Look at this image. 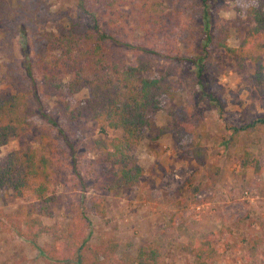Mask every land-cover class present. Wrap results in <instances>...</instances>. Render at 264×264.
<instances>
[{"label":"rangeland","instance_id":"rangeland-1","mask_svg":"<svg viewBox=\"0 0 264 264\" xmlns=\"http://www.w3.org/2000/svg\"><path fill=\"white\" fill-rule=\"evenodd\" d=\"M158 1L163 21L161 32L154 34L140 0H0V95L15 93L17 83L9 70L26 77V57L33 66L40 54L46 61L60 55L55 44L58 27L70 19L89 25L80 2L110 38L106 45L113 58L128 61L139 54L151 59V74L175 70L174 99L163 101L154 115L155 128L133 152L143 175L137 185L116 194L101 188L96 142L120 137L121 131L101 127L86 108L81 118L65 122L62 107H85L86 88L72 96L63 88L48 96L38 92L39 105L57 127L39 113L23 135L0 148V162L26 146L43 153L41 135L47 131L54 150L51 188L57 199L50 206L51 217L38 216L36 210L30 212L31 198L0 194V264H67L72 250L64 243L79 225L91 246L85 264H126L150 243L161 252L160 264H195L192 250L207 234H212L215 250L212 264H264V128L235 131L264 118V88L258 91L251 82L252 61L239 68L211 44L225 39L230 47H238L253 26L247 8L254 2L206 0L212 18L207 29L202 26L212 42L203 55L205 37L195 30L205 10L201 0ZM183 34L195 37L186 41ZM261 54L264 59V49ZM32 71L40 83L41 74L36 67ZM70 77L63 73V83ZM209 94L218 103L208 99ZM182 133L191 137L184 150L179 148ZM245 152L261 164L260 173L254 163L241 166ZM93 202L104 203L103 213L89 209ZM37 217L45 227L38 246L55 260L22 236L27 233L25 222Z\"/></svg>","mask_w":264,"mask_h":264},{"label":"trees","instance_id":"trees-1","mask_svg":"<svg viewBox=\"0 0 264 264\" xmlns=\"http://www.w3.org/2000/svg\"><path fill=\"white\" fill-rule=\"evenodd\" d=\"M140 2L146 14L144 18L150 23L154 34H159L161 32L159 21H163L159 1L140 0ZM253 2L254 4L247 8V15L252 19L253 26L247 30L238 47H230L225 39L216 40L211 44L215 49H223L239 68H243L247 60L252 61L254 71L250 79L256 89L262 91L264 59L261 52L264 49V41L259 40L264 35V0H253ZM111 4L107 3V7ZM201 4L204 5L205 10L201 16V24L195 30L200 37H205L201 52L205 55L207 44L212 42V38L209 31H205L204 34L203 29L209 27L212 15L205 7L206 0H201ZM33 5L34 3L30 4V8ZM80 6L83 14L88 16L89 25L86 27L77 19H70L67 26L58 27L55 44L61 51L59 56L46 61L44 55L40 54L33 66L26 57L22 63L26 77L19 78L12 71H8L17 85L13 95H0V148L23 135L32 126V121L39 113L48 123L57 127V123L50 119L39 105V91L44 96H48L63 88L65 94L72 96L86 88L89 91V98L85 107L71 109L68 105H64L61 115L65 122L71 124L83 116L82 110L86 108L92 119L101 127L121 131L120 137L96 142V149L99 151V170L103 178L101 188L110 194H116L119 189H128L137 185L143 175V169L137 164L133 152L146 138L147 133L155 128L154 115L162 109L163 101L174 99L175 92L171 79L175 70L167 68L163 73L151 74L153 64L151 59L139 54L128 61L113 58L106 45L110 38L108 39L101 31L99 22L92 16V11L85 8L82 2ZM239 12L241 15V10ZM151 13L157 18L148 17ZM171 18L173 19L174 16ZM183 35L186 41H191L195 37ZM143 51L152 55L151 52ZM186 62L191 63L190 59ZM32 67H36L41 74L40 83L34 79ZM197 72L196 81L200 83L201 69L198 68ZM63 73L71 74L66 83L62 81ZM207 98L218 103L212 94L207 95ZM248 128H264V118L257 119L235 131ZM159 133H164V129H160ZM190 139L188 134L182 133L179 148L186 149V141ZM41 141L44 146H42L43 153L26 146L10 152L6 159L0 162V194L4 191L8 192L9 197L14 199L29 197L34 202L31 213L36 210L38 216L51 217L50 206L57 199L51 188L54 150L47 131H43ZM252 163L255 172L260 173L261 164L254 160L249 152H245L241 166L246 167ZM103 205V202H93L89 209L103 213ZM36 206L39 207L35 209ZM25 229L27 233L22 234L25 240L44 257L55 260L54 256L49 255L50 252H45L37 243V239L45 230L42 220L37 217L26 221ZM80 232V225L68 232L64 246L72 251L71 257L66 259L67 264H85L89 261L86 255L91 251V246L82 238ZM211 242L212 234H207L196 242L192 250L195 264H212L215 250ZM160 257L159 248L150 243L140 247L135 258L126 264H160Z\"/></svg>","mask_w":264,"mask_h":264}]
</instances>
